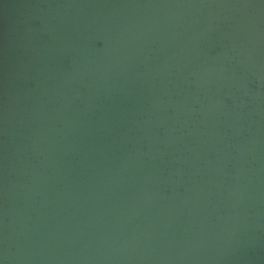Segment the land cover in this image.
I'll use <instances>...</instances> for the list:
<instances>
[{"label":"water","instance_id":"95a60500","mask_svg":"<svg viewBox=\"0 0 264 264\" xmlns=\"http://www.w3.org/2000/svg\"><path fill=\"white\" fill-rule=\"evenodd\" d=\"M0 205V264H264V0H0Z\"/></svg>","mask_w":264,"mask_h":264},{"label":"clouds","instance_id":"9594fccd","mask_svg":"<svg viewBox=\"0 0 264 264\" xmlns=\"http://www.w3.org/2000/svg\"><path fill=\"white\" fill-rule=\"evenodd\" d=\"M8 199H9V197L6 196V197L4 198V201L7 202ZM0 206H2V205H0ZM0 239H3V237H0Z\"/></svg>","mask_w":264,"mask_h":264}]
</instances>
